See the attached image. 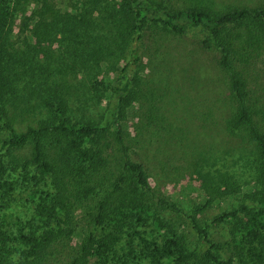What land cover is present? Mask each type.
Returning a JSON list of instances; mask_svg holds the SVG:
<instances>
[{
    "label": "trees",
    "instance_id": "trees-1",
    "mask_svg": "<svg viewBox=\"0 0 264 264\" xmlns=\"http://www.w3.org/2000/svg\"><path fill=\"white\" fill-rule=\"evenodd\" d=\"M158 34L191 36L219 72L191 65L184 83L210 139L185 167L202 181L188 206L139 155L134 70ZM263 80L264 2L0 0V264H264ZM87 87L108 98L100 119L78 116Z\"/></svg>",
    "mask_w": 264,
    "mask_h": 264
},
{
    "label": "rangeland",
    "instance_id": "rangeland-1",
    "mask_svg": "<svg viewBox=\"0 0 264 264\" xmlns=\"http://www.w3.org/2000/svg\"><path fill=\"white\" fill-rule=\"evenodd\" d=\"M241 1L252 5L264 2V0ZM59 47L67 52L69 44L64 42L59 44ZM143 47L142 65L134 70V73L139 75L138 80L141 81L138 85L139 100L134 104V112L137 113L138 110V117L143 118L146 128L143 134L141 132L139 155L151 173L152 186L171 199L184 202L188 206L190 201L197 200L199 194L196 188H200L202 181L198 175L192 173V168L185 169V167L192 158V152L199 154L206 151L202 145L209 144L207 141L210 139L207 138L209 134L205 133L204 128L201 127L202 122L196 117L186 115L183 109L185 107L183 95L186 90L184 83L192 77L191 72L194 66L201 72L206 70L208 77H217L219 72L211 65L213 56L201 50L191 36L188 38L164 34L148 36ZM52 60L56 62L59 58L55 57ZM195 61L198 62L195 63ZM125 82H118L114 86H124ZM255 82L257 81L250 76V83L254 87ZM85 90L86 94L89 92V95L83 99L81 106L78 105L80 107L78 116L100 119V116L106 112L108 98L102 96L104 94L102 92L93 97L88 87ZM102 97H104L103 103L100 104ZM134 112L128 125L132 138L137 135L135 121H133ZM148 116L154 120L151 126L148 123ZM195 133H198L200 138ZM182 167L184 169H180ZM219 212L220 209L217 207L209 211L203 219L209 221ZM11 213L24 220L29 218L27 208L21 205H18L16 209L12 208ZM11 213H8V216ZM2 217L5 216L2 215ZM11 219V217L8 218L9 221ZM212 233L214 237H219L221 233L225 235L223 229L219 227H213ZM76 241H78L77 238Z\"/></svg>",
    "mask_w": 264,
    "mask_h": 264
}]
</instances>
